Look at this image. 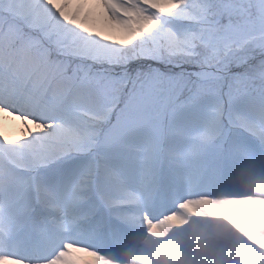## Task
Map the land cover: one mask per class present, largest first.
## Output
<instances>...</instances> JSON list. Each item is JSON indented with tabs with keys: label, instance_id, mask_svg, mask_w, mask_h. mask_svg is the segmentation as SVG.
I'll use <instances>...</instances> for the list:
<instances>
[{
	"label": "snow or ice",
	"instance_id": "6c2138e0",
	"mask_svg": "<svg viewBox=\"0 0 264 264\" xmlns=\"http://www.w3.org/2000/svg\"><path fill=\"white\" fill-rule=\"evenodd\" d=\"M0 264H264V0H0Z\"/></svg>",
	"mask_w": 264,
	"mask_h": 264
},
{
	"label": "bare ground",
	"instance_id": "6f19581e",
	"mask_svg": "<svg viewBox=\"0 0 264 264\" xmlns=\"http://www.w3.org/2000/svg\"><path fill=\"white\" fill-rule=\"evenodd\" d=\"M20 123L10 117L4 119V131L10 136L19 135Z\"/></svg>",
	"mask_w": 264,
	"mask_h": 264
}]
</instances>
